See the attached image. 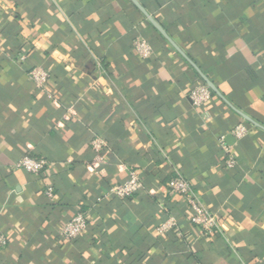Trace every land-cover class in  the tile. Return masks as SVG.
Returning a JSON list of instances; mask_svg holds the SVG:
<instances>
[{"label": "crops", "instance_id": "obj_1", "mask_svg": "<svg viewBox=\"0 0 264 264\" xmlns=\"http://www.w3.org/2000/svg\"><path fill=\"white\" fill-rule=\"evenodd\" d=\"M136 1L179 50L131 0H0V264H264V0ZM197 69L220 93L201 106L189 97L205 84ZM95 136L106 146L92 168ZM24 155L46 170L16 167ZM131 172L138 192L105 196ZM178 175L220 234L198 237L168 185ZM77 212L86 229L63 241ZM169 217L177 227L158 232Z\"/></svg>", "mask_w": 264, "mask_h": 264}, {"label": "built area", "instance_id": "obj_2", "mask_svg": "<svg viewBox=\"0 0 264 264\" xmlns=\"http://www.w3.org/2000/svg\"><path fill=\"white\" fill-rule=\"evenodd\" d=\"M134 52L141 58L146 59L151 56L152 46L145 39H136L133 42ZM35 88L39 91H45L48 82V73L41 67H33L28 72ZM189 97L194 106H201L211 97V90L206 84L194 86L189 91ZM247 131L244 123H238L232 129L234 138H240ZM221 147L227 154L224 160L227 168H232L235 160L231 155L229 148L224 144L222 138L219 139ZM91 148L96 152L91 167L96 168L103 159L100 151L106 146L105 141L100 136H95L91 140ZM48 162L46 159L33 158L24 155L17 163L16 167L24 169L26 172L33 174H41L46 170ZM169 188L175 195H179L189 207L188 222L194 226L201 239H210L214 234L221 233L219 220L217 216L206 208L201 202L198 194L193 191L190 183L180 175L171 177L168 182ZM142 188V180L135 172H131L129 179L124 182L110 186L105 196L112 199H123L130 197ZM47 198L53 197V188L47 186L44 190ZM88 217L83 212L75 213L70 219L65 221L58 229V235L63 241H70L82 235L87 226ZM177 227V221L173 217H169L164 223L157 227L158 232H165L171 228ZM8 245V240L4 232L0 229V253L3 252Z\"/></svg>", "mask_w": 264, "mask_h": 264}, {"label": "water", "instance_id": "obj_3", "mask_svg": "<svg viewBox=\"0 0 264 264\" xmlns=\"http://www.w3.org/2000/svg\"><path fill=\"white\" fill-rule=\"evenodd\" d=\"M147 17V19L151 22V24L161 33V35L167 39L177 50H179L176 45H174V43L171 41V39L166 35L165 31L162 29V27L154 20L152 19L150 16H148L145 11L143 10V8L141 7V5L136 1V0H131ZM199 75L201 76V78L203 79V81L205 82V84L210 88L211 90V94H216V95H220V93L218 92L217 88L215 87V85L204 75L202 74L198 69H197ZM241 116L249 121L250 123H252L253 125L259 126L261 127L259 124H257L256 122L252 121L249 117L241 114ZM262 129H264L263 127H261Z\"/></svg>", "mask_w": 264, "mask_h": 264}, {"label": "trees", "instance_id": "obj_4", "mask_svg": "<svg viewBox=\"0 0 264 264\" xmlns=\"http://www.w3.org/2000/svg\"><path fill=\"white\" fill-rule=\"evenodd\" d=\"M31 69H32V68H31ZM29 71H30V70H29ZM74 239H75V238H74ZM72 240H73V239H72ZM70 241H71V240H70ZM131 264H139V263H135V262H134V263H131Z\"/></svg>", "mask_w": 264, "mask_h": 264}]
</instances>
